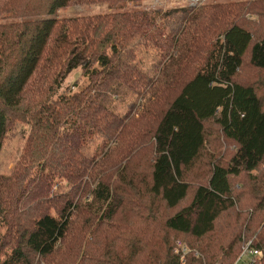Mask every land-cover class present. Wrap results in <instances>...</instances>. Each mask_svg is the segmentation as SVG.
Instances as JSON below:
<instances>
[{"label":"trees","instance_id":"1","mask_svg":"<svg viewBox=\"0 0 264 264\" xmlns=\"http://www.w3.org/2000/svg\"><path fill=\"white\" fill-rule=\"evenodd\" d=\"M122 1L142 0H26L19 6L0 0V13L19 7L25 18L0 24V152L17 118L33 127L25 162L12 175L0 174V216L10 227L0 241V264H61L56 257L74 216L94 215L93 204L99 211L110 205L105 220H111L126 195L147 198L148 210L172 211L161 222L163 235L146 240L152 239L146 250L138 248V235L128 234L120 249L109 248L113 235L101 220L104 243L90 264H139L140 252L145 264H235L247 241L260 251L249 264H264V218L255 219L257 212L264 216V79L258 86L238 79L246 60L264 70V29L250 26L235 5L168 10L165 16H180L166 25L145 9L48 17L71 3L115 7ZM142 44L168 58L156 82L132 61ZM41 66L53 70L58 87L78 67L90 83L23 107ZM123 87L148 96L137 115L123 117L106 106L109 94ZM210 122L235 146L226 162L212 152L203 160L213 142ZM96 137L100 147L89 154ZM204 166L205 182L192 181L189 173ZM243 175L247 190L234 188L233 178ZM57 180L70 190L56 194ZM248 192L255 201L246 208ZM179 241L190 248L185 263L175 249Z\"/></svg>","mask_w":264,"mask_h":264},{"label":"rangeland","instance_id":"2","mask_svg":"<svg viewBox=\"0 0 264 264\" xmlns=\"http://www.w3.org/2000/svg\"><path fill=\"white\" fill-rule=\"evenodd\" d=\"M23 2H26V0H17L16 5L14 0V5L19 6L23 4ZM215 5H235L236 9L241 13V18L248 21L250 26L264 29V0H142L136 3L122 1L116 4L115 7H110L109 4L105 2H78L60 7L48 17L65 20L77 16H92L113 11H135L145 9L152 15L156 16L161 24L166 25V23L175 24L174 20H176V18L178 19L180 16L179 13L170 15V17L165 16V13L168 10L180 9L188 6H204L209 9ZM19 10L20 8L17 7V13H0V24H10L14 21L24 20L25 18L21 17L22 14L18 12ZM168 28L169 27L167 26V30ZM134 53L135 55L132 61H134L142 73L147 76H153L155 74L156 76L153 80L156 82V79L164 71L163 64L168 61V58L163 57L160 50L152 45L142 44L139 47L137 46ZM53 77V70H48L41 66L37 73L34 74L29 84L23 107L28 104H33L42 98L50 97L52 100H57L59 96L68 93L73 94L74 92H80L90 83L89 78L84 75L81 67L72 70L67 76H65L59 87L53 83ZM138 77L142 78V75L139 74ZM238 79L246 83H255L258 86V83L264 79V70L253 67L246 60V63L238 73ZM259 87L263 88L262 86ZM142 94L143 93L136 94L130 89L123 87L121 90H117L109 94L106 106L123 117L126 114L137 115L146 107V104H148V96L144 97ZM17 119L18 120L11 125V129L4 140L3 147L0 152V174L6 176L14 174L15 171L18 170L25 162L24 148L27 144V139L33 130L32 125L20 120V118ZM208 128L211 130V133H213L210 136V140L213 139V142H208L207 144V151L203 159L204 162L208 157V153L211 152L215 156L214 158L216 160L226 162V160L230 158L234 152V144L222 138L219 128L213 122L208 123ZM100 144L101 139L96 137L90 144L88 153H95V151L100 147ZM201 170L206 171V166L194 169L192 174L189 173L192 181L205 182L207 175H204V178L200 177ZM58 182L59 183L53 187L56 194L68 192L70 190V185H67L65 180H60ZM232 182L234 184V188L239 190H247L246 187L248 186V183H250L249 178L244 175L239 178H233ZM51 197L53 198V196ZM79 197L80 194L77 195L76 199ZM254 201L253 195L249 192L243 196V206L246 208L250 207ZM122 202V204H118L116 214L113 219L108 221L105 220V218L109 216L111 209L110 205L104 206V208L99 211V205L93 204L94 215H91L86 210L79 211V213H77L73 218V227L67 239L66 246L60 250L59 256H55L56 259L59 260L61 264H90L93 259L97 260L101 254V246L104 243V241H101L99 235V230L102 226L101 220H105V227L108 234L113 235L110 236L111 239L113 238L112 241H108L106 239L108 242L107 246L109 248L110 246H116L120 249V246H123L120 245V240L124 239L123 236L128 234V237H131V239H134L138 235V238L142 243L138 244V248H144L146 250V244H148L153 238L156 239L163 235L162 230H160L161 222L167 214L169 215L172 213L171 210L166 208L161 209V211H157L153 210L154 208L152 206L149 207L148 210V207H146L149 203L147 198L142 200L129 195H126L125 200ZM140 202H142V205ZM115 205H117V203ZM150 210L153 211L149 212ZM90 212L93 214L91 209ZM155 215L156 218L154 217ZM88 216L95 217L92 218L94 221L92 224L90 223V225L88 224V220L86 221ZM262 217L264 218L262 213H259L258 215L257 212L255 214V219L257 220L258 218L260 220ZM224 220L225 217L220 218L218 225L222 222L224 223ZM110 222L112 228L107 227L110 225ZM9 230V224L0 216V241L6 239ZM150 238H152L150 241L144 243ZM178 243L186 244L182 241H179ZM139 254H141L138 257L139 264H145L144 254L141 252ZM258 256H260V254ZM239 257H237L236 260ZM252 258V254L247 252L242 254L235 264H247ZM41 264H45V262L43 261ZM259 264L262 263L260 262Z\"/></svg>","mask_w":264,"mask_h":264},{"label":"built area","instance_id":"3","mask_svg":"<svg viewBox=\"0 0 264 264\" xmlns=\"http://www.w3.org/2000/svg\"><path fill=\"white\" fill-rule=\"evenodd\" d=\"M250 243H251V241H247L244 244L241 255L242 254H245L247 252L250 253V254H252V256H256V255H259L260 254V251H258L255 248H251L250 247ZM188 251H190V249L188 248V246L186 244L178 243L177 248H176V252L180 254V261H181V263H185L186 262V253Z\"/></svg>","mask_w":264,"mask_h":264},{"label":"crops","instance_id":"4","mask_svg":"<svg viewBox=\"0 0 264 264\" xmlns=\"http://www.w3.org/2000/svg\"><path fill=\"white\" fill-rule=\"evenodd\" d=\"M248 264V263H247Z\"/></svg>","mask_w":264,"mask_h":264}]
</instances>
